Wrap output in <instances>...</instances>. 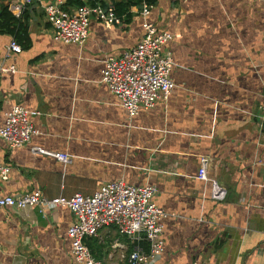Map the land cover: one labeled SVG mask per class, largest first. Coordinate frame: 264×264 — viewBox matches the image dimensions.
Segmentation results:
<instances>
[{
    "label": "crops",
    "instance_id": "obj_1",
    "mask_svg": "<svg viewBox=\"0 0 264 264\" xmlns=\"http://www.w3.org/2000/svg\"><path fill=\"white\" fill-rule=\"evenodd\" d=\"M32 1L16 39L22 52L5 61L15 72L0 76V127L18 106L37 134L15 149L0 143L10 168L0 197L153 185V202L167 213L164 253L145 264H264V0H153L147 17L133 7L120 27L91 18L81 46L54 41L44 10L56 0ZM144 21L173 36L165 50L176 87L167 102L130 120L101 70L104 59L135 47ZM11 37L0 33V61ZM202 158L209 180L226 189L222 202L197 178ZM72 223L67 209L0 208V264H78L67 237ZM84 243L102 264H128L137 246L147 251L114 226Z\"/></svg>",
    "mask_w": 264,
    "mask_h": 264
},
{
    "label": "built area",
    "instance_id": "obj_2",
    "mask_svg": "<svg viewBox=\"0 0 264 264\" xmlns=\"http://www.w3.org/2000/svg\"><path fill=\"white\" fill-rule=\"evenodd\" d=\"M32 0H16L8 4L12 16L19 19L27 11ZM151 5L143 1L141 12L147 17ZM44 16L53 31V39L62 44L83 45L89 36L91 18L106 28L122 26L112 6H81L75 9L65 7V0H56L45 7ZM143 35L135 47L124 51L119 57L109 56L103 61L101 83L117 99L131 120L140 109H151L156 102H167L175 89L170 79L173 62L165 45L173 36L154 24L142 23ZM22 52L21 46L11 38L4 59L0 61V76L14 73L13 66L7 67L6 59ZM258 118L264 121V104L259 108ZM37 132L32 128L28 113L15 106L4 115L0 127V143L10 149L19 148L31 140ZM37 154L50 156L63 164L72 158L66 154L53 153L42 148H33ZM10 168L0 161V179L6 181ZM197 178L210 183L211 199L222 202L226 189L207 176V159H200ZM157 189L153 185L132 186L123 181L104 184L93 195L74 194L72 197L58 196L48 199L40 191L19 196L0 197V208L21 211L36 207L40 213L54 209H67L73 216V223L67 230L71 242V255L78 264H102L95 259L85 245V240L96 237L98 232L109 226L117 228L120 234L144 241L147 251L137 246L128 256V264H145L156 261L164 253L162 241L163 219L167 213L158 207L153 199Z\"/></svg>",
    "mask_w": 264,
    "mask_h": 264
},
{
    "label": "trees",
    "instance_id": "obj_3",
    "mask_svg": "<svg viewBox=\"0 0 264 264\" xmlns=\"http://www.w3.org/2000/svg\"><path fill=\"white\" fill-rule=\"evenodd\" d=\"M68 9L78 8L81 6H112L116 15L122 19L123 22H128L131 18L130 10L133 7L141 8L143 1L151 4L153 0H111L108 4L104 0H66ZM16 0H0V33H7L11 35L15 41L23 31V15L17 19L11 15L8 10V4L15 3ZM21 29V31H20ZM25 29V28H24ZM17 42V41H16Z\"/></svg>",
    "mask_w": 264,
    "mask_h": 264
}]
</instances>
